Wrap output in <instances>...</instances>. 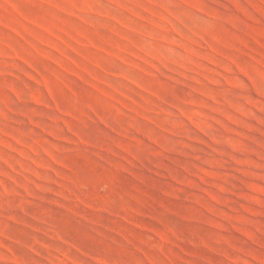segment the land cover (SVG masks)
<instances>
[{
	"label": "rangeland",
	"instance_id": "obj_1",
	"mask_svg": "<svg viewBox=\"0 0 264 264\" xmlns=\"http://www.w3.org/2000/svg\"><path fill=\"white\" fill-rule=\"evenodd\" d=\"M0 264H264V0H0Z\"/></svg>",
	"mask_w": 264,
	"mask_h": 264
}]
</instances>
